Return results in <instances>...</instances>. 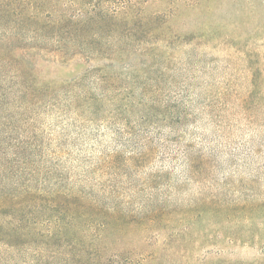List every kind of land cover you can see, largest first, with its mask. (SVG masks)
Masks as SVG:
<instances>
[{
    "label": "rangeland",
    "instance_id": "374dc122",
    "mask_svg": "<svg viewBox=\"0 0 264 264\" xmlns=\"http://www.w3.org/2000/svg\"><path fill=\"white\" fill-rule=\"evenodd\" d=\"M44 1L45 21L44 13L76 17L89 36L67 57L45 50L32 59L49 95L29 120L49 139L42 151L52 171L39 187L71 189L94 203L121 191L130 195V218L142 217V205L163 206L167 216L150 224L126 215L103 229L94 216L71 235L91 245L83 258L59 243L57 252L15 251V264H264V212L252 207L264 202V0ZM92 90L110 98L96 112L83 99ZM155 95L179 101L189 115L177 116V107L141 111ZM146 142L151 158L131 163ZM56 151L64 155L52 168ZM109 202H102L108 211ZM190 203L213 210L186 214ZM96 237L103 239L88 261Z\"/></svg>",
    "mask_w": 264,
    "mask_h": 264
},
{
    "label": "trees",
    "instance_id": "16d2710c",
    "mask_svg": "<svg viewBox=\"0 0 264 264\" xmlns=\"http://www.w3.org/2000/svg\"><path fill=\"white\" fill-rule=\"evenodd\" d=\"M44 6V0H0V264H15L16 259L13 257L15 251L24 252V248L28 246H44L57 252L58 250L53 247H60L59 243L72 247L73 252L78 248L73 257L79 255L83 258V253H88L91 245L86 246L85 241L82 243L81 239L71 235H77L81 230V224L86 223V220L89 225L94 222L89 220L94 216L102 219L99 223L100 229L111 223L119 224L125 221L126 215L135 222L149 221L150 224L167 216L163 206L150 210L142 205V217L130 218L131 210L128 209L132 203L129 200L130 195L121 197V191L110 192L109 195L103 193L100 198H95V204L71 189L66 191L56 187L57 184L53 185L57 188L53 191L47 186L39 187L41 174L42 178H45L52 171L50 167L45 166L49 160L44 157L42 151L49 139L36 133L35 128L39 129L37 122L31 124L29 120L35 119L37 109L44 105L49 95L45 91L47 87L38 83L32 59L37 57L42 59L39 52L45 50L67 57L69 50L80 46L78 42L81 38L89 36L88 30L83 32L84 26L81 27L76 17L67 22L63 18L53 20L52 14L44 13L45 18L49 19L45 21ZM99 16L106 17L105 14ZM66 23H70L69 26ZM25 38L33 44L20 45ZM82 49L83 52L97 50L88 46H83ZM18 51H25L23 52L25 54H18ZM96 87L103 90L99 83ZM158 87L162 89L160 84ZM147 94L148 92L143 93L144 96ZM80 96L74 95L73 105ZM83 96L85 103L91 107V112L100 110L102 103L110 100L106 98V94L104 97L93 90L89 91V94L86 91ZM152 101L155 105L148 106L143 103L141 111L161 115L170 108H182L179 101L174 100L170 103L169 98L161 95H155ZM167 101L170 105H166ZM75 107L80 108L77 105ZM183 114L189 115L182 108L177 116L181 117ZM126 133L134 135L131 131ZM153 150L154 148L146 142L143 148L136 151L135 156L128 159L131 163L137 162L136 165L147 162L153 155ZM63 155V151L54 152L53 158L59 163L52 161V168L57 164L61 167ZM184 155L188 160V170L193 173L195 156L188 147ZM115 156L112 155L110 158ZM105 167L114 170L120 168L111 161H106ZM106 199H110L109 211L102 203ZM210 206L208 203H190L186 214L195 211L208 213L213 210ZM252 207L253 210L263 209L264 212V202H257ZM102 239L96 237L92 242L95 252H89L86 257L88 261L92 259L90 254H96L99 250L100 247L95 244ZM261 241L264 248V235H261ZM91 262L97 264L96 260Z\"/></svg>",
    "mask_w": 264,
    "mask_h": 264
}]
</instances>
